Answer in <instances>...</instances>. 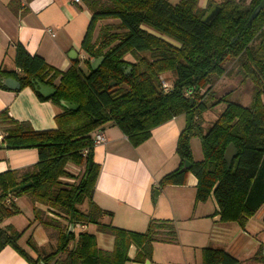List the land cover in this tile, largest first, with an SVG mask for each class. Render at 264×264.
Returning <instances> with one entry per match:
<instances>
[{
  "label": "trees",
  "instance_id": "obj_1",
  "mask_svg": "<svg viewBox=\"0 0 264 264\" xmlns=\"http://www.w3.org/2000/svg\"><path fill=\"white\" fill-rule=\"evenodd\" d=\"M80 1L91 16L80 44L83 59H74L60 71L16 44L14 69L0 68V88L10 89L3 79H15L19 84L15 91L29 87L39 100H50L61 108L54 118L55 127L46 130H36L29 122L11 117L7 109L0 110L3 147L35 148L38 152V161L30 169L0 172V222L20 213L14 199L26 195L44 207H33L26 228L42 226L54 241L48 251L30 257L17 243L24 230L7 225L0 227V249L11 247L27 264L151 260L155 237L175 238V222L151 218L142 232L100 222V216L112 213L91 200L99 174V165L92 161V139L96 129L116 126L131 146L137 147L150 137L153 128L180 115L185 126L175 145L179 165L164 174L154 190L183 185L192 174L196 178L195 202L212 196L219 221L244 229L264 204V7L250 19L260 0H207L204 8L199 0H178L175 4L169 0ZM213 5H218L219 11L209 25L204 24L201 19ZM103 19L116 22L100 26L94 38V29ZM100 56L102 62L92 70L90 60ZM228 58L237 61L242 79L253 84L248 106L230 101L228 93L212 101L210 77L224 75ZM162 77L168 80L167 91L162 89ZM35 80L53 87L55 93L44 97L34 88ZM60 100L78 108L68 110ZM220 102H225L224 109L205 129L202 112ZM189 113L192 119L187 126ZM193 137L199 140L200 160L192 155ZM229 144L236 154L227 166L223 154ZM184 162L188 166L181 169ZM69 163L83 165L80 178L74 180V174L66 169ZM27 182L31 184L13 190ZM85 200L89 205L86 212L78 208ZM77 222L94 224L97 230L110 234L112 249L99 248L93 233L76 232L75 228L70 231L69 225ZM27 244L33 245L30 240ZM131 246L135 248L133 257L128 253ZM262 247L259 245L247 261L264 264ZM201 264L241 261L221 248L207 246L201 249Z\"/></svg>",
  "mask_w": 264,
  "mask_h": 264
},
{
  "label": "crops",
  "instance_id": "obj_2",
  "mask_svg": "<svg viewBox=\"0 0 264 264\" xmlns=\"http://www.w3.org/2000/svg\"><path fill=\"white\" fill-rule=\"evenodd\" d=\"M206 2L199 0L198 4L204 8ZM90 17L81 1L17 0L14 3L13 0H0V68L14 69L15 47L21 44L28 53L39 55L49 66L60 71L67 69L74 59L85 57L80 44ZM97 32L96 25L94 38ZM126 59L132 61L130 55ZM15 89L0 88V110L7 109L11 117L29 122L36 130L55 127V115L61 112L58 105L50 100H39L29 87L20 91ZM184 124L185 118L176 116L153 128L150 137L137 147L131 146L118 127H102L105 141L93 146L92 161L99 165V174L91 200L112 215L103 214L100 222L142 232L151 218L172 219L179 223V233L184 240L188 234L193 237L194 242L186 251H182L183 262L159 258L158 251L155 253L152 249L150 264H161V260L170 264H201V249L207 246L225 250L239 259L241 264H263L247 261V258L259 245L263 246L264 254V204L249 218L244 229H240L235 223L219 221V215L214 213L217 206L212 196L204 201L206 205L195 202L196 178L192 174L187 175L183 185H168L154 190L157 181L179 165L175 145ZM2 135L0 131V172L9 169L23 172L38 161L35 148H4ZM82 167L69 163L66 169L77 175ZM14 201L20 213L7 222L22 231L32 220L33 207H44L33 203L26 195ZM80 205L78 208L84 212L89 208L87 201L83 202L84 209ZM17 216H20V224L14 220ZM192 218L194 223H189ZM88 227L89 224H85L84 231L95 235L99 248L112 249L113 237L110 234L96 227L90 231ZM27 236L37 250L33 257L44 250L48 251L54 244L42 226L31 224L22 234L23 239ZM5 251L14 261L17 260L16 264H27L8 246L2 248L0 254ZM134 252L135 248L131 246L129 257H133ZM186 259H190V262L186 263ZM125 264L144 263L129 261Z\"/></svg>",
  "mask_w": 264,
  "mask_h": 264
},
{
  "label": "rangeland",
  "instance_id": "obj_3",
  "mask_svg": "<svg viewBox=\"0 0 264 264\" xmlns=\"http://www.w3.org/2000/svg\"><path fill=\"white\" fill-rule=\"evenodd\" d=\"M169 2L171 4H175L176 2H178V0H169ZM114 22H116V20L103 19L97 23V28H100V26H102L106 23H114ZM224 68H225V73L221 77H217L215 75H212L210 77V88H211L210 91L213 93V100L212 101L221 97L223 94L228 93L230 101L236 102L242 106H248L250 104L251 98L253 96V91H254L252 82L250 80H243L242 77L238 74V72H237L238 63L234 58H228L224 62ZM164 76L166 77L167 75H164ZM167 82H168V80H167ZM202 91H204V89ZM224 107H225V102H220V103L216 104L214 107H211L210 109H207L204 112H202L201 117L203 119V126L205 127V129L210 126V123H212L216 119V117L221 113V111L224 109ZM184 126H185V124H184ZM190 147H191V151L193 153L192 155H194L193 156L194 160H200L201 159V149H200V144H199V140L197 137H193L191 139ZM83 169L84 168L82 167L81 170L83 171ZM82 171L80 173H78L77 175L74 174V176H75L74 180H76V178L77 179L80 178L78 176L82 173ZM69 172L73 174V172H71V171H69ZM22 196H25V195H22ZM85 201H87V200H85ZM200 204L206 205L204 202H202ZM15 205L17 206L16 202H15ZM80 206L82 209H84L83 203ZM14 216H10V217L4 219L3 221H1L0 227H5L8 225V226H11L16 231L21 232V228H17L12 223L7 222L8 219H10ZM19 219H20V216H17L14 218V220L17 222V224H20ZM174 222H175V226H176V237L163 240V237L161 235H157L155 237L153 243H152V246H153L155 253H156V250L158 251L157 257H159V258L165 257V258L171 259L175 263H181V262H183L182 261V251L183 250L186 251L188 249V247L194 242V239L190 234H188L186 239L184 240L182 235L179 233V226H180L179 223L178 222L176 223V221H174ZM191 222L194 223L193 218L190 219L189 223H191ZM110 224H112V223H110ZM112 225H114V223ZM114 226H116V225H114ZM95 227L96 226L94 224H89L88 230L92 231V228H95ZM25 229H26V227H25ZM25 229H23V230L25 231ZM144 230H142V231H144ZM75 231L77 232L78 230L75 229ZM22 234H23V232H22ZM22 234L18 238L17 243L30 257H33L34 254L37 253L36 247L34 248V244L28 245L27 241L30 240V237L27 236V238L23 239ZM169 239H171V240L168 241ZM30 242H31V240H30ZM8 248L11 249L14 253H16V251L14 249H12L11 247L8 246ZM152 256H153V252H152ZM155 258H156V256H155ZM189 262H190V259H186V263H189ZM12 263L16 264L17 260L14 261L13 258L9 257L8 251L2 252L0 254V264H12ZM161 264H170V263L166 262L164 260H161Z\"/></svg>",
  "mask_w": 264,
  "mask_h": 264
},
{
  "label": "water",
  "instance_id": "obj_4",
  "mask_svg": "<svg viewBox=\"0 0 264 264\" xmlns=\"http://www.w3.org/2000/svg\"><path fill=\"white\" fill-rule=\"evenodd\" d=\"M264 7V0H260V2L258 3V5L255 7V9L253 10V13L250 17V19H252L254 16H256L258 14V12ZM219 11V6L218 5H213L211 6L206 12L205 14L203 15L201 21L204 23V24H207L209 25L214 17L216 16L217 12ZM103 60V56H100L98 58H93L90 60V66H91V69L92 70H95L98 68V66L100 65V63L102 62ZM3 83L5 85H7L8 87L10 88H18L19 87V84L18 82L15 80V79H11V78H6V79H3ZM34 88L37 89V91L42 94L44 97H50L52 96L54 93H55V89L51 86H48V85H45L37 80H35V85H34ZM60 104L68 109V110H75L78 108L77 105L75 104H72L68 101H65V100H60ZM192 105V99H191V103ZM191 119H192V114L189 113L187 114V117H186V125L189 126L190 123H191ZM236 154V149L235 147L232 145V144H229L227 145V147L225 148V151H224V154H223V158L224 160L226 161L227 163V166H229L232 158L235 156ZM91 166V162H89V167ZM188 166V163L187 162H184L183 163V166L181 167V169H185L186 167ZM31 183L30 182H27L23 185H19L17 187H15L13 190H18L20 188H25L27 186H29ZM157 192V191H156ZM73 225L70 224L69 225V229L70 231H73ZM144 264H150V260H145L144 261Z\"/></svg>",
  "mask_w": 264,
  "mask_h": 264
},
{
  "label": "built area",
  "instance_id": "obj_5",
  "mask_svg": "<svg viewBox=\"0 0 264 264\" xmlns=\"http://www.w3.org/2000/svg\"><path fill=\"white\" fill-rule=\"evenodd\" d=\"M75 3H78L80 0H73ZM49 31V30H48ZM161 86L162 89L164 91H167L169 86H168V82L162 77L161 80ZM190 94V90L187 91L184 95L188 96ZM1 137V136H0ZM105 141V137L102 131V128H98L95 130L94 134H93V139H92V143L93 146L98 145L100 143H103ZM83 153H86V150L83 151ZM73 229L76 228L78 230H84L85 224L77 222L75 225H73Z\"/></svg>",
  "mask_w": 264,
  "mask_h": 264
}]
</instances>
